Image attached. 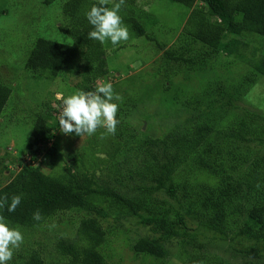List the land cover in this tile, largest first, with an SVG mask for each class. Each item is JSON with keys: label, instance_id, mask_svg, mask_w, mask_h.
<instances>
[{"label": "trees", "instance_id": "16d2710c", "mask_svg": "<svg viewBox=\"0 0 264 264\" xmlns=\"http://www.w3.org/2000/svg\"><path fill=\"white\" fill-rule=\"evenodd\" d=\"M143 1L124 0L119 15L128 36L143 37L160 52L153 76L165 89V109L158 117L169 121L150 134L151 123L145 130L133 127L117 111L115 133L101 138L104 129L98 127L70 158L51 140L60 101L57 106L43 102L23 150L10 161L13 166L0 168V216L31 237L54 216L75 214L53 242L63 264H111L129 241V250L144 264H165L171 241L178 243V256L186 264H229L203 250L197 237L208 234L235 244L232 252L241 257L257 256L258 250L264 252V107L248 96L254 85H264V0H168L188 11L169 46L150 34L144 10L149 3ZM113 2L105 0V6ZM39 3L51 10L35 23L62 15L66 22L54 27L69 40L36 31L23 68L49 79L63 70L78 73L79 90L94 92L100 79L109 77L105 49L111 46L87 36L91 25L84 13L97 0ZM5 13L0 7V16ZM232 63L237 64L233 72ZM178 73L182 81L191 73L198 76L196 88L173 84ZM10 92L0 81V114ZM138 95L129 93L123 100L135 106ZM243 101L256 110L239 107ZM14 195L20 203L8 212ZM37 211L41 218L33 220ZM133 227L148 233L116 242ZM67 232L72 238L63 237ZM30 241L13 250L12 264H47L40 252H25Z\"/></svg>", "mask_w": 264, "mask_h": 264}, {"label": "rangeland", "instance_id": "374dc122", "mask_svg": "<svg viewBox=\"0 0 264 264\" xmlns=\"http://www.w3.org/2000/svg\"><path fill=\"white\" fill-rule=\"evenodd\" d=\"M146 2L149 4L145 5L146 9L144 10L147 11L146 21L149 20L151 24L150 34L154 35L157 40H163L169 46L180 31L188 13L187 8L168 0H147ZM0 7L6 9V13L0 16V81L11 89L4 111L0 114V168H2L5 164L12 167V162H10L12 157L18 156L23 150L25 141L31 132L33 119L43 111L42 103L50 100L53 106H57L56 92H61L65 96L75 93L79 90L77 84L80 81V75L63 70L54 79H49L45 76H36L23 68V60L33 42L31 35L35 38L37 33H40L41 36L53 40H69L68 36L63 35L54 27L56 23L66 22L62 15H58L56 19L52 17H48L47 21L44 19L46 24H42L41 20L35 23V20L41 17L40 15L49 13L51 10L44 4H38V0H0ZM105 54L109 77L100 79L99 84L111 81L116 84L121 80L115 87L121 100L113 101L118 103L117 111L133 127L145 130L151 123V128L147 132L154 134L155 129L159 130L166 119L169 121L168 117L162 119L158 117L163 113L161 110L165 109V104L162 102L165 89L158 88L153 76L155 60L160 52H156L153 42L145 40L143 37L128 36V39L118 46L106 47ZM236 65L231 64V72L234 71ZM111 75L113 76L110 77ZM182 78L178 73L173 77L172 83L181 81L187 83L189 88L192 87L191 90L196 88L198 76L195 77L191 73L187 80L182 81ZM262 78L264 79V76ZM167 84L169 86V82ZM252 89L248 98L256 107L257 105L264 107V85L257 84ZM129 93H139V101L135 106H133V102L128 103L127 100H123L128 98ZM51 96L53 100L50 98ZM241 105L256 110V107L247 101L238 104L239 107ZM129 107L132 108L129 109ZM158 112L162 113L157 114ZM173 113L169 111L168 115ZM52 133L51 140L57 142L60 151L70 158L76 154L77 148L85 142L86 138V135H83L79 139H73L70 135L62 133L59 128H54ZM100 142L106 145L104 139ZM38 160H40L39 157ZM6 174L7 172L4 171V175ZM75 218L76 215L72 213L58 214L46 221L45 226L41 230L35 231L31 237L27 231L21 230L24 242H29L31 238L29 249L25 248V252L29 253L33 250L40 252L43 261L47 264H63L55 253L53 242L59 238L58 235L61 231L63 232L64 221H75ZM71 226L73 229V223ZM144 232L148 233L147 229L133 227L125 232L124 239L118 238L116 242L123 244L124 241L128 242L125 239L138 237ZM63 237L72 238V234L67 232ZM209 237V234L205 237L202 235L197 237L203 250L221 256L229 264H244L247 260L251 261V264H264V252L261 250H258L257 256L245 255L241 257L236 252H232V247L235 244L232 245L229 241L214 240ZM127 244L120 246L119 258L110 259L109 262L111 264H144L141 262L140 255H133ZM245 246L243 245L241 248L244 249ZM166 247L169 256H167L165 264H186L180 261L177 242H167ZM12 258L16 259V257ZM12 263V261L7 262V264Z\"/></svg>", "mask_w": 264, "mask_h": 264}, {"label": "clouds", "instance_id": "9594fccd", "mask_svg": "<svg viewBox=\"0 0 264 264\" xmlns=\"http://www.w3.org/2000/svg\"><path fill=\"white\" fill-rule=\"evenodd\" d=\"M124 0H114L111 7L105 6V0H97L84 13L85 19L91 25L88 38L103 44L109 42L113 47L128 39V29L123 24L119 10ZM60 101L57 116L58 128L64 134L73 133L77 136L93 135L98 127L104 129L100 134H114L119 120L116 117L118 103L121 100L115 93L111 82L100 83L95 91L77 90L70 95L55 93ZM116 101V102H113ZM21 197L14 195L7 203V211L13 212L20 203ZM4 200L0 198V207ZM33 220H40L39 212H34ZM23 233L19 227H12L0 216V264H7L12 259L13 250L23 243Z\"/></svg>", "mask_w": 264, "mask_h": 264}, {"label": "water", "instance_id": "95a60500", "mask_svg": "<svg viewBox=\"0 0 264 264\" xmlns=\"http://www.w3.org/2000/svg\"><path fill=\"white\" fill-rule=\"evenodd\" d=\"M144 126V125H143Z\"/></svg>", "mask_w": 264, "mask_h": 264}]
</instances>
